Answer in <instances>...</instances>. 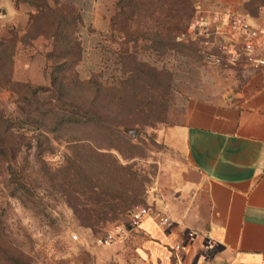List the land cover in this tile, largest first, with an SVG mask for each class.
<instances>
[{"label":"rangeland","instance_id":"rangeland-1","mask_svg":"<svg viewBox=\"0 0 264 264\" xmlns=\"http://www.w3.org/2000/svg\"><path fill=\"white\" fill-rule=\"evenodd\" d=\"M23 1L28 23L0 38V264H150L130 214L153 206L160 133L233 81L204 59L217 3L118 0L96 39L72 4ZM246 1L257 24L264 0Z\"/></svg>","mask_w":264,"mask_h":264},{"label":"crops","instance_id":"crops-1","mask_svg":"<svg viewBox=\"0 0 264 264\" xmlns=\"http://www.w3.org/2000/svg\"><path fill=\"white\" fill-rule=\"evenodd\" d=\"M210 1L219 12L248 15L246 0ZM48 2L72 4L85 27L82 34L97 39L111 28L118 0ZM33 6L0 0V38L28 23ZM260 12L255 20L264 26V7ZM224 74L233 80L224 93L190 101L183 120L160 133L169 154L160 160L149 203L172 224L145 219L138 228L150 264L264 259V69Z\"/></svg>","mask_w":264,"mask_h":264},{"label":"built area","instance_id":"built-area-1","mask_svg":"<svg viewBox=\"0 0 264 264\" xmlns=\"http://www.w3.org/2000/svg\"><path fill=\"white\" fill-rule=\"evenodd\" d=\"M220 14V18L212 24L206 20L200 24L203 29L201 37L205 45V62L234 69H264V27L245 15L230 11ZM222 15L227 18L223 19ZM197 25L199 26L198 23ZM145 219H153L162 227H170L172 224L154 206H141L130 214V223L134 228L138 229ZM210 249L211 246L208 247Z\"/></svg>","mask_w":264,"mask_h":264},{"label":"trees","instance_id":"trees-1","mask_svg":"<svg viewBox=\"0 0 264 264\" xmlns=\"http://www.w3.org/2000/svg\"><path fill=\"white\" fill-rule=\"evenodd\" d=\"M17 3L20 1V0H16ZM264 5H260L259 8H263ZM76 21H80V16L79 18L76 19ZM68 21L67 19L61 17L57 23V31H56V40L54 39V41H56L58 44L59 43H66L68 42L67 40V35L63 34L61 32V29L63 31V29L66 28V25H67ZM112 25H113V22H112ZM111 25V26H112ZM59 32V33H58ZM59 57V56H58ZM63 57V56H62ZM65 59V58H63ZM66 68V60L63 61V63H61L60 65L54 67V70L56 71V75H60L61 71L64 70ZM54 74V73H53ZM55 76V75H54ZM53 79V78H52ZM53 81V80H52ZM36 89H39V88H33V90H36ZM74 118H67V119H64V123H82L83 121L81 119H77V120H73ZM86 121H95L94 118H91V120H88L86 119ZM97 121V120H96Z\"/></svg>","mask_w":264,"mask_h":264},{"label":"water","instance_id":"water-1","mask_svg":"<svg viewBox=\"0 0 264 264\" xmlns=\"http://www.w3.org/2000/svg\"><path fill=\"white\" fill-rule=\"evenodd\" d=\"M125 132L129 135V136H131V137H135L136 136V134H137V130L136 129H126L125 130Z\"/></svg>","mask_w":264,"mask_h":264}]
</instances>
